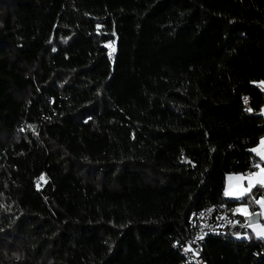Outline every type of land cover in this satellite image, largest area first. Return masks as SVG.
<instances>
[{
  "label": "trees",
  "instance_id": "obj_1",
  "mask_svg": "<svg viewBox=\"0 0 264 264\" xmlns=\"http://www.w3.org/2000/svg\"><path fill=\"white\" fill-rule=\"evenodd\" d=\"M261 82L264 0H0V264H186L215 203L205 263L264 264V189L224 197L264 167Z\"/></svg>",
  "mask_w": 264,
  "mask_h": 264
},
{
  "label": "built area",
  "instance_id": "obj_2",
  "mask_svg": "<svg viewBox=\"0 0 264 264\" xmlns=\"http://www.w3.org/2000/svg\"><path fill=\"white\" fill-rule=\"evenodd\" d=\"M50 105L53 99L48 98ZM188 239L175 246L186 264H206L203 252L208 238L230 234L238 221L229 214L222 203L208 204L188 216ZM260 254L264 253V238L261 239Z\"/></svg>",
  "mask_w": 264,
  "mask_h": 264
},
{
  "label": "crops",
  "instance_id": "obj_3",
  "mask_svg": "<svg viewBox=\"0 0 264 264\" xmlns=\"http://www.w3.org/2000/svg\"><path fill=\"white\" fill-rule=\"evenodd\" d=\"M259 87H260L261 91L264 93V82L259 83ZM260 114H262L264 117V103H263V106L261 107ZM258 147L264 149V136L259 140V143L257 144V146H255L251 149V152L264 163V157H262V155H260L259 153H257V152L255 153L253 151V149L256 150V148H258ZM256 173H259V171H257ZM244 176H247V175H245V174H228V175H226V177H225V189H224L225 199L232 200V201H240L244 196L248 195L253 188L264 187L259 183H255V185L249 189L248 186H249L250 182H253L254 179H257V178H253L252 176L251 177L249 176L247 179H245ZM245 190H247V191H245ZM242 191L244 192V194L242 196H240V198H237V196ZM226 193H229V194H226ZM227 195H229V196H227ZM240 206H242V205H240ZM240 206H238V212H239ZM245 230L251 231L250 226H249V228L247 226H245ZM240 238L244 239V238H248V237H247V235H242V236H240ZM256 238H258V237H256Z\"/></svg>",
  "mask_w": 264,
  "mask_h": 264
},
{
  "label": "rangeland",
  "instance_id": "obj_4",
  "mask_svg": "<svg viewBox=\"0 0 264 264\" xmlns=\"http://www.w3.org/2000/svg\"><path fill=\"white\" fill-rule=\"evenodd\" d=\"M254 152L255 153L257 152V153H259L261 155V153H264V149L258 147V148H256V151H254ZM257 171H260V169L257 168V170L255 172H253V173H256ZM249 176L251 177L252 175L249 174L247 176H244V178L247 179ZM42 180L43 179H41L40 181H42ZM227 196H229V195H227ZM253 201H254L253 204H255L259 208V210L257 212H259V214H260L261 221L259 223H257V224H254V225L250 226V229L253 232V235L255 237L264 238V198L253 199ZM258 201H260V203H258ZM245 209H246V211H245ZM239 213L245 219L250 214V209H249V207L247 205H242V206L239 207ZM244 226H246L245 222H244Z\"/></svg>",
  "mask_w": 264,
  "mask_h": 264
},
{
  "label": "snow or ice",
  "instance_id": "obj_5",
  "mask_svg": "<svg viewBox=\"0 0 264 264\" xmlns=\"http://www.w3.org/2000/svg\"><path fill=\"white\" fill-rule=\"evenodd\" d=\"M253 151H256L255 149H253ZM262 157H264V153H261ZM255 167H258L260 169L259 173H252V177L253 178H257V179H254L253 182H250L249 184V189L251 187H253L255 185V183H259L261 184L262 186H264V167H262L261 165L257 164L255 165ZM247 191V190H245ZM226 194H229V193H226ZM244 194V192L242 191L238 196L237 198H240V196H242ZM258 203H260V201H258ZM246 211V209H245Z\"/></svg>",
  "mask_w": 264,
  "mask_h": 264
},
{
  "label": "water",
  "instance_id": "obj_6",
  "mask_svg": "<svg viewBox=\"0 0 264 264\" xmlns=\"http://www.w3.org/2000/svg\"><path fill=\"white\" fill-rule=\"evenodd\" d=\"M261 188L264 189V187H261ZM260 221H261V217H260L259 212H254L245 218V224L247 227L257 224Z\"/></svg>",
  "mask_w": 264,
  "mask_h": 264
}]
</instances>
